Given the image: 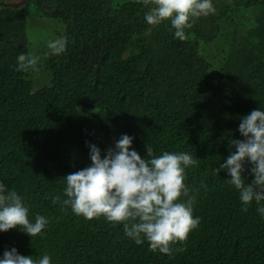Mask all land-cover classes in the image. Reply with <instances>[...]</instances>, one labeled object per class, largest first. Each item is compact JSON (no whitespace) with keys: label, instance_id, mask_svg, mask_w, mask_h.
I'll return each instance as SVG.
<instances>
[{"label":"trees","instance_id":"trees-1","mask_svg":"<svg viewBox=\"0 0 264 264\" xmlns=\"http://www.w3.org/2000/svg\"><path fill=\"white\" fill-rule=\"evenodd\" d=\"M213 6L194 18L184 40L173 37L168 20L147 25V7L136 0L0 7V182L22 196L30 221L36 214L48 220L33 237L19 228L0 232V257L15 247L34 258L46 252L51 264H264L257 205H242L226 172H212L229 154V138L240 139L239 118L264 109V0ZM28 7L58 23L67 39L63 53L39 58L36 72L16 67L18 54H31ZM241 9L248 10L243 22L230 21ZM37 75L44 84L35 85ZM121 134L133 137L142 157L147 145L154 155L199 158L184 180L199 224L169 245L171 255L136 245L102 215L85 219L51 202L65 198L63 176L90 163L86 142L103 156Z\"/></svg>","mask_w":264,"mask_h":264},{"label":"clouds","instance_id":"clouds-1","mask_svg":"<svg viewBox=\"0 0 264 264\" xmlns=\"http://www.w3.org/2000/svg\"><path fill=\"white\" fill-rule=\"evenodd\" d=\"M147 7L143 19L147 25H156L168 20L173 37L185 39V29L192 27L194 18L215 12L213 0H136ZM67 39L53 35L45 42L44 56L59 55L65 51ZM39 56L20 53L16 56L18 71H38ZM240 139L228 140L229 154L217 174L224 170L227 183L238 190L242 205L255 202L256 211L264 219V109L259 107L239 118L237 126ZM133 137L121 134L111 147L104 151L93 144L89 149L88 166L63 176V199L52 197V203L59 201L62 207L85 219L103 216L106 221L120 223L123 233L136 245L147 242L152 251L171 255V243L183 242L188 233L199 224V217L193 216L194 197L189 195L185 185V170L195 166L197 159L188 152L163 151L153 154L145 145V156L132 148ZM234 146L235 151H232ZM251 180L245 183L242 176L244 165ZM184 197V199H181ZM48 220L36 214L28 219V208L20 194L0 182V232L19 228L28 236L42 234ZM0 264H51V257L43 253L20 255L15 247L5 250Z\"/></svg>","mask_w":264,"mask_h":264},{"label":"rangeland","instance_id":"rangeland-1","mask_svg":"<svg viewBox=\"0 0 264 264\" xmlns=\"http://www.w3.org/2000/svg\"><path fill=\"white\" fill-rule=\"evenodd\" d=\"M26 0H0V7H21L25 6ZM28 11V21L26 28V35L29 41L30 53L32 55H37L39 58L45 57L44 52L47 51L45 47V42L51 38L53 35H62V31L58 23L53 20H50L43 15H41L38 10L33 9L32 7L27 8ZM248 10L241 9L232 13L230 21H242V18L247 16ZM228 23L225 21L220 22V26L223 28L226 27ZM221 27V28H222ZM214 44H211L208 47H205L208 51L210 48H213ZM205 50V51H207ZM37 84L42 85L41 76L37 75Z\"/></svg>","mask_w":264,"mask_h":264},{"label":"flooded vegetation","instance_id":"flooded-vegetation-1","mask_svg":"<svg viewBox=\"0 0 264 264\" xmlns=\"http://www.w3.org/2000/svg\"><path fill=\"white\" fill-rule=\"evenodd\" d=\"M228 2V3H232L233 0H213V3H217V2Z\"/></svg>","mask_w":264,"mask_h":264}]
</instances>
